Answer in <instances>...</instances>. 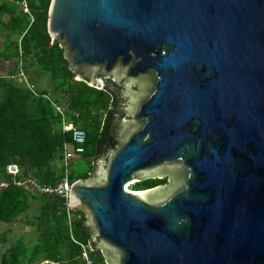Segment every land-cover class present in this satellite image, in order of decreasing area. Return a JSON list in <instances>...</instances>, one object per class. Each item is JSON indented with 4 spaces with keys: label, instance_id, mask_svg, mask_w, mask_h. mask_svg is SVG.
<instances>
[{
    "label": "water",
    "instance_id": "water-1",
    "mask_svg": "<svg viewBox=\"0 0 264 264\" xmlns=\"http://www.w3.org/2000/svg\"><path fill=\"white\" fill-rule=\"evenodd\" d=\"M47 32L126 99L68 197L105 264H264V0H51Z\"/></svg>",
    "mask_w": 264,
    "mask_h": 264
},
{
    "label": "trees",
    "instance_id": "trees-1",
    "mask_svg": "<svg viewBox=\"0 0 264 264\" xmlns=\"http://www.w3.org/2000/svg\"><path fill=\"white\" fill-rule=\"evenodd\" d=\"M22 1L0 0V60L16 61L21 51L25 74L36 69L55 84L56 101L76 114V126L86 134L82 157L89 166L83 173H71L70 181L87 180L98 166L101 146L107 142L115 98L106 87L98 89L77 81L58 41L51 44L47 32L51 0H24L27 13ZM14 71L11 75H15ZM65 143H71L70 137L61 132L59 117L50 103L35 97L22 81L0 75V177H4V167L14 163L39 183L54 185L61 178L60 159ZM165 184L166 179H146L133 184L130 191ZM20 218L34 230L30 241L15 235L9 239L13 233L11 225ZM85 220L84 212L72 211V235L77 241L90 244ZM4 245L7 247L1 251ZM91 249V259L105 264L100 250ZM0 264H82L80 248L70 242L65 201L13 187L0 190Z\"/></svg>",
    "mask_w": 264,
    "mask_h": 264
},
{
    "label": "built area",
    "instance_id": "built-area-1",
    "mask_svg": "<svg viewBox=\"0 0 264 264\" xmlns=\"http://www.w3.org/2000/svg\"><path fill=\"white\" fill-rule=\"evenodd\" d=\"M22 7L27 13L28 9L24 0L22 1ZM16 68L18 69V73H16L15 75H9L8 77H3L9 78L10 80H21L24 86L35 97L43 98L44 100L49 102L51 107L59 117L61 132L70 137L71 143H65L63 145L60 159L62 174L59 181H57L54 185L39 183L32 175L23 174L21 168L17 164L11 163L7 164L2 171L4 177H0V190L13 187L24 191H29L36 195L54 196L64 200L65 206L67 207L70 242L80 248L82 264H96L90 257V252L92 250L90 244H83L82 242L77 241L72 235V226L70 223L72 210L70 209L68 204L69 191L73 183L70 181L71 161L74 157L84 154L86 134L82 129L76 126V114L70 113L67 110L65 104L60 101H56L50 94L37 91L33 85L29 84L21 60V51H19V59L16 60ZM63 102L66 103V99H64Z\"/></svg>",
    "mask_w": 264,
    "mask_h": 264
},
{
    "label": "rangeland",
    "instance_id": "rangeland-1",
    "mask_svg": "<svg viewBox=\"0 0 264 264\" xmlns=\"http://www.w3.org/2000/svg\"><path fill=\"white\" fill-rule=\"evenodd\" d=\"M15 69V74L18 73V69ZM27 78L29 81H31V83H34V86L36 87L37 91H39L41 88H45L47 89V91H49V89L53 86H55V84L52 82V80L40 73L38 70H30L27 72ZM9 75H7L8 77ZM18 82H21V80L17 79ZM133 90L135 88H132ZM52 96V95H51ZM53 99L56 100L55 96H52ZM118 128H116L115 132L117 131ZM89 166V161L88 160H84V158L82 157V155L76 156L72 159L71 161V165H70V171L71 173H83L86 171V169ZM167 183V181H166ZM131 189V186H128V190ZM12 229H13V233L9 235V239L10 241L13 238V235H15L16 237H20V236H24L26 238H28V240H31V236L34 234V230L31 228L26 227L22 222H21V218L18 219L15 223H13L11 225ZM30 237V238H29ZM7 247V245H4L1 249V251H3L5 248Z\"/></svg>",
    "mask_w": 264,
    "mask_h": 264
},
{
    "label": "flooded vegetation",
    "instance_id": "flooded-vegetation-1",
    "mask_svg": "<svg viewBox=\"0 0 264 264\" xmlns=\"http://www.w3.org/2000/svg\"><path fill=\"white\" fill-rule=\"evenodd\" d=\"M110 92L112 93V96L115 98V111L112 115V118L109 121V126H108V133H107V137H106V141H108V139L112 138L115 136V130L117 127V120L120 118L121 112H122V108L124 107V104L126 102V99L124 98V96L122 95L121 91L119 89H113V88H109ZM105 145L101 146V152L100 155L98 157L97 160V165L99 164L100 161H102L103 157H104V152H105ZM98 167V166H97ZM97 169V168H96Z\"/></svg>",
    "mask_w": 264,
    "mask_h": 264
},
{
    "label": "crops",
    "instance_id": "crops-1",
    "mask_svg": "<svg viewBox=\"0 0 264 264\" xmlns=\"http://www.w3.org/2000/svg\"><path fill=\"white\" fill-rule=\"evenodd\" d=\"M15 67H16V61H15V60H13V61H8V62H5V61L0 60V74H1L2 76L11 75ZM32 70H33V71H34V70L36 71V69H32ZM44 75H45V74H44ZM46 76H47V75H46ZM27 81L29 82V84H31V85L34 86V83H31V81H29L28 78H27ZM34 87H35V86H34ZM35 88H36V87H35ZM36 90H37V89H36ZM39 92H45L46 94H50V95H52V96H56V95H57V92H56V88H55V86H54V87L52 86V87L49 89V91H47V89H45V88L43 87V88H41V89L39 90Z\"/></svg>",
    "mask_w": 264,
    "mask_h": 264
},
{
    "label": "bare ground",
    "instance_id": "bare-ground-1",
    "mask_svg": "<svg viewBox=\"0 0 264 264\" xmlns=\"http://www.w3.org/2000/svg\"><path fill=\"white\" fill-rule=\"evenodd\" d=\"M126 190H128V187H126Z\"/></svg>",
    "mask_w": 264,
    "mask_h": 264
}]
</instances>
